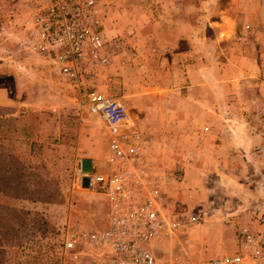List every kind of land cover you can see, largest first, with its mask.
<instances>
[{"label": "rangeland", "instance_id": "374dc122", "mask_svg": "<svg viewBox=\"0 0 264 264\" xmlns=\"http://www.w3.org/2000/svg\"><path fill=\"white\" fill-rule=\"evenodd\" d=\"M100 1L110 61L86 71L82 89L129 110L126 165L145 171L168 221L157 258L211 264L264 211V0ZM2 32L0 264H73L67 224L100 230L110 210L80 163L111 170V136L49 59L12 63L15 37Z\"/></svg>", "mask_w": 264, "mask_h": 264}, {"label": "built area", "instance_id": "2783aa9c", "mask_svg": "<svg viewBox=\"0 0 264 264\" xmlns=\"http://www.w3.org/2000/svg\"><path fill=\"white\" fill-rule=\"evenodd\" d=\"M103 24L100 0H0V30L5 39L15 37L6 54L8 59L18 64L16 59L33 54L49 59L82 92L80 107L99 115L111 136V170L85 172L82 160L79 167L84 177L107 193L110 210L106 226L85 232L69 222L64 233V261L166 264L157 258L154 243L165 235L168 221L158 206L155 190L148 188L145 171L132 170L125 162L123 145L137 138L134 129L126 127L128 109L109 92L82 89L85 72L110 61L112 38ZM257 154L264 160V146ZM256 223L255 229H241L237 251L221 255L211 264H264V211L256 216Z\"/></svg>", "mask_w": 264, "mask_h": 264}, {"label": "crops", "instance_id": "0c3cea01", "mask_svg": "<svg viewBox=\"0 0 264 264\" xmlns=\"http://www.w3.org/2000/svg\"><path fill=\"white\" fill-rule=\"evenodd\" d=\"M85 158H88V155L86 157H84L83 159H85ZM83 159H82V162H83ZM90 159L93 162V166H95V168L99 170V164H98L97 160H95L94 157H91Z\"/></svg>", "mask_w": 264, "mask_h": 264}, {"label": "bare ground", "instance_id": "6f19581e", "mask_svg": "<svg viewBox=\"0 0 264 264\" xmlns=\"http://www.w3.org/2000/svg\"><path fill=\"white\" fill-rule=\"evenodd\" d=\"M128 113H129V110H128ZM129 119V118H128ZM127 123H128V121H127ZM127 123H126V126H127ZM95 173H97L96 171H95Z\"/></svg>", "mask_w": 264, "mask_h": 264}]
</instances>
